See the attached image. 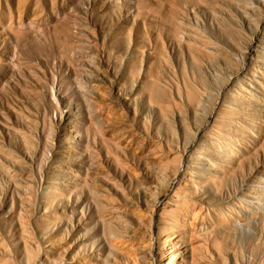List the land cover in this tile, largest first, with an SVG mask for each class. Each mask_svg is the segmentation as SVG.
Wrapping results in <instances>:
<instances>
[{
	"label": "rangeland",
	"instance_id": "1",
	"mask_svg": "<svg viewBox=\"0 0 264 264\" xmlns=\"http://www.w3.org/2000/svg\"><path fill=\"white\" fill-rule=\"evenodd\" d=\"M172 253L264 264V0H0V264Z\"/></svg>",
	"mask_w": 264,
	"mask_h": 264
},
{
	"label": "bare ground",
	"instance_id": "2",
	"mask_svg": "<svg viewBox=\"0 0 264 264\" xmlns=\"http://www.w3.org/2000/svg\"><path fill=\"white\" fill-rule=\"evenodd\" d=\"M168 184V183H167ZM166 184V185H167ZM169 185V184H168ZM146 186V185H145ZM149 186V185H148ZM153 188V187H152ZM165 189V188H164ZM164 189H162V191L164 190ZM166 189H167V187H166ZM154 190H155V188H154ZM166 191V190H165ZM164 192V191H163ZM186 209V208H185ZM182 211V210H181ZM152 214H154V211H152ZM180 214V213H179ZM179 214H176V215H173L172 216V219H173V225H172V227H179V226H182L183 224L185 225L189 220L187 219V218H185V217H183V216H181V215H179ZM170 215V214H169ZM149 216H151V215H149ZM163 216V215H162ZM196 217V216H195ZM163 218V217H162ZM166 219V218H165ZM153 220V219H152ZM153 223V222H152ZM191 226V225H190ZM153 228V227H152ZM191 232H194V231H191ZM170 234V233H169ZM178 234V233H177ZM179 241V240H178ZM177 244V243H176ZM187 253H188V251H187ZM176 254L177 253H172L171 254V256H173L174 258H173V262H171V261H169L170 262V264H176V258H175V256H176ZM184 261V260H183ZM187 263V262H186ZM179 264H185V261H184V263H179ZM190 264V263H189Z\"/></svg>",
	"mask_w": 264,
	"mask_h": 264
}]
</instances>
